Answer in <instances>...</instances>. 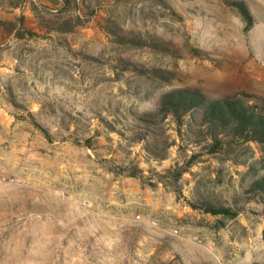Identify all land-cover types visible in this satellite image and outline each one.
I'll return each instance as SVG.
<instances>
[{
  "label": "rangeland",
  "instance_id": "374dc122",
  "mask_svg": "<svg viewBox=\"0 0 264 264\" xmlns=\"http://www.w3.org/2000/svg\"><path fill=\"white\" fill-rule=\"evenodd\" d=\"M238 1L247 29L224 0L0 1V264H264V204L233 220L200 214L161 187L107 173L58 130L65 115L152 112L172 89L264 99V0ZM129 38L146 46L122 44ZM119 58L158 75L125 71ZM26 111L51 141L15 120ZM177 144L149 166L180 165ZM131 151L147 170L142 145ZM260 155L245 143L228 160L203 156L183 175V196L231 203L264 174Z\"/></svg>",
  "mask_w": 264,
  "mask_h": 264
},
{
  "label": "trees",
  "instance_id": "16d2710c",
  "mask_svg": "<svg viewBox=\"0 0 264 264\" xmlns=\"http://www.w3.org/2000/svg\"><path fill=\"white\" fill-rule=\"evenodd\" d=\"M13 2L12 7L22 0H0ZM49 3L61 1L69 5V0H46ZM229 7L236 9L246 23L245 29L252 24V18L245 4L238 0H224ZM122 44L146 46L145 41L122 39ZM123 70L145 75L157 74L156 68L147 69L126 59H118ZM10 105L17 107L13 98ZM21 107H18L19 109ZM58 130L64 133L62 142L89 150L94 154L98 166L114 177L137 180L142 187L164 191L182 200L193 211L213 217L233 220L242 214L245 206L252 201L264 204V174L258 175L246 189L233 197L231 203L212 201L210 196L198 194L194 200L182 194L183 175L192 166L201 162L203 156L218 160H228L231 152L239 144L254 143L261 148L260 158L256 161L259 169L264 170V99L241 93L220 100H209L191 88L172 89L163 93L157 108L152 112H126L119 117L97 114L96 119L81 121V115H65ZM15 120L24 121L43 133L51 141V134L38 124L34 116L15 115ZM92 120L96 125L92 128ZM171 134H170V133ZM109 135H114L117 140ZM173 138V139H172ZM177 144L179 153L185 155L182 163L157 171L149 166L150 162H162L168 158L171 146ZM142 145L144 170L140 161L131 151L135 145ZM190 154H187V151Z\"/></svg>",
  "mask_w": 264,
  "mask_h": 264
},
{
  "label": "built area",
  "instance_id": "2783aa9c",
  "mask_svg": "<svg viewBox=\"0 0 264 264\" xmlns=\"http://www.w3.org/2000/svg\"><path fill=\"white\" fill-rule=\"evenodd\" d=\"M3 181H5V178L4 177H1L0 178V182H3ZM136 219H139V217H136Z\"/></svg>",
  "mask_w": 264,
  "mask_h": 264
}]
</instances>
